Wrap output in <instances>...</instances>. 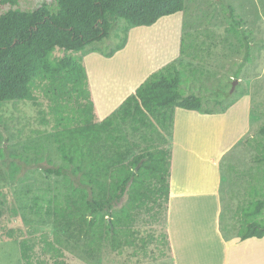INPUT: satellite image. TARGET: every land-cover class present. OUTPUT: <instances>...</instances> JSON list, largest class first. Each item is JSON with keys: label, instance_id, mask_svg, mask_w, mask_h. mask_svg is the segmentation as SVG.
Returning a JSON list of instances; mask_svg holds the SVG:
<instances>
[{"label": "rangeland", "instance_id": "1", "mask_svg": "<svg viewBox=\"0 0 264 264\" xmlns=\"http://www.w3.org/2000/svg\"><path fill=\"white\" fill-rule=\"evenodd\" d=\"M44 3L54 5L0 0V14ZM125 25L114 24L109 39L90 47L99 52L76 55L69 68L60 62L65 51L55 49L37 61L24 101L0 103V264H175L167 206L172 161L178 166L188 146L190 191L215 172L238 185L249 173L264 181V0H186L184 12L131 29L128 47L105 57ZM175 69L180 91L204 99L203 110L181 112L178 122L176 107L160 105L177 90L152 86L156 75L172 80ZM143 153L158 160L138 163ZM132 171L136 185L115 207L113 235L111 217L91 215L87 202L116 196ZM223 188L225 235L246 232V221L264 226V209L248 216L256 200L237 212L243 198L231 199L236 188L228 182Z\"/></svg>", "mask_w": 264, "mask_h": 264}, {"label": "trees", "instance_id": "2", "mask_svg": "<svg viewBox=\"0 0 264 264\" xmlns=\"http://www.w3.org/2000/svg\"><path fill=\"white\" fill-rule=\"evenodd\" d=\"M19 1L1 0V4L15 7ZM53 2L54 5L44 3L32 11L11 9L0 14V103L24 101L29 96L31 82L39 72L37 61L47 59L55 49L65 51L60 62L62 66L69 68L78 62L76 55L87 56L99 52L90 47L109 39L113 25L124 21L126 25L123 26L122 33L117 35L120 42L112 50L104 53L105 57L112 58L127 47L131 29L152 27L162 18L182 13L186 8V0H53ZM70 53L75 55L72 56ZM154 77L155 82L152 85L154 90H177L175 96L160 102L163 108L173 105L191 111L202 109L203 97L185 95L180 91L182 74L179 70H174L172 80L164 75ZM262 133L264 135V129ZM146 158L158 160L151 154L143 153L138 163ZM45 171L50 175H66L61 169L49 168ZM132 177L117 189L116 196L111 199H94L87 202L91 215L105 212L111 217L113 235L117 233L112 220L115 207L136 183L137 175L134 172ZM257 202L256 211L250 212L249 217L262 216L264 201ZM255 237L264 238V226L252 223L242 239Z\"/></svg>", "mask_w": 264, "mask_h": 264}, {"label": "crops", "instance_id": "3", "mask_svg": "<svg viewBox=\"0 0 264 264\" xmlns=\"http://www.w3.org/2000/svg\"><path fill=\"white\" fill-rule=\"evenodd\" d=\"M129 91V94L135 93L134 89L130 88ZM174 107L177 108L174 111L175 116L177 115V122L181 112L190 114L191 110L185 111L177 106ZM182 119L187 120L186 117ZM182 130L190 131L185 127ZM178 131L177 123L174 149L178 144L177 141H180ZM246 132L247 130L243 131L240 138L246 137L248 135H245ZM210 161L213 162V159ZM256 167V172H258V165ZM262 167L264 169V165ZM215 173L214 178L203 176L198 182L200 187L196 191H190V146L179 151L178 166L175 159L172 161L166 234L168 247L175 264H264V238L255 237L243 240L242 236L245 233L243 227L242 231L239 233L235 231L236 234L230 236L223 233L221 217L228 202L223 205L220 195V192L224 191V184L228 182L229 188L232 186L236 188V193L230 196L231 199L236 196L244 200L238 208L236 207V211L245 210L246 202L258 201L260 189L264 193L263 179L258 173H249L243 179H239L241 184L238 185L228 178L227 180L223 178L219 172ZM238 222L239 218L235 219L233 224ZM246 223L247 226L251 224L248 221ZM152 246H158V241L154 240ZM196 252V263H194L192 258L196 256Z\"/></svg>", "mask_w": 264, "mask_h": 264}]
</instances>
